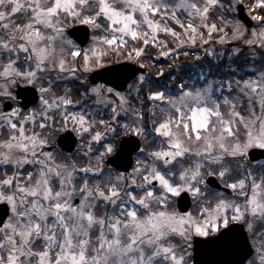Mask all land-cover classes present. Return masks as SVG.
Returning <instances> with one entry per match:
<instances>
[{
	"label": "snow or ice",
	"instance_id": "1",
	"mask_svg": "<svg viewBox=\"0 0 264 264\" xmlns=\"http://www.w3.org/2000/svg\"><path fill=\"white\" fill-rule=\"evenodd\" d=\"M0 264H264V0H0Z\"/></svg>",
	"mask_w": 264,
	"mask_h": 264
},
{
	"label": "trees",
	"instance_id": "2",
	"mask_svg": "<svg viewBox=\"0 0 264 264\" xmlns=\"http://www.w3.org/2000/svg\"><path fill=\"white\" fill-rule=\"evenodd\" d=\"M185 50H186V49H185ZM146 59H148V62H149V63H151L152 60H157V65H156V67H166V65H167L168 63H171L170 58H168V57H164V60L162 61V60H161V57H156L155 54H153V56H152L150 59H149V58H146ZM178 59H180L181 61H183V60H184V57L181 56V57H179ZM155 70H156V68H153V69H152L153 72H154ZM156 79H159V78L157 77Z\"/></svg>",
	"mask_w": 264,
	"mask_h": 264
},
{
	"label": "water",
	"instance_id": "3",
	"mask_svg": "<svg viewBox=\"0 0 264 264\" xmlns=\"http://www.w3.org/2000/svg\"><path fill=\"white\" fill-rule=\"evenodd\" d=\"M135 67H139V65H135ZM143 71H146V69H142ZM63 147V145H62ZM74 147V146H73ZM67 151H71L72 149H66Z\"/></svg>",
	"mask_w": 264,
	"mask_h": 264
},
{
	"label": "rangeland",
	"instance_id": "4",
	"mask_svg": "<svg viewBox=\"0 0 264 264\" xmlns=\"http://www.w3.org/2000/svg\"><path fill=\"white\" fill-rule=\"evenodd\" d=\"M185 51H187V49H186ZM161 60L163 61V60H164V58H163V57H161Z\"/></svg>",
	"mask_w": 264,
	"mask_h": 264
}]
</instances>
